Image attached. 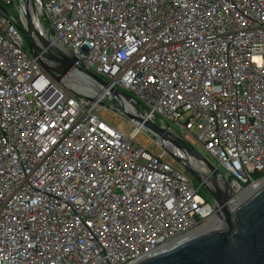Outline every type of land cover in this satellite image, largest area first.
<instances>
[{
  "label": "built area",
  "instance_id": "2783aa9c",
  "mask_svg": "<svg viewBox=\"0 0 264 264\" xmlns=\"http://www.w3.org/2000/svg\"><path fill=\"white\" fill-rule=\"evenodd\" d=\"M32 3L49 46L131 99L52 81L0 0V264H136L218 222L135 117L213 158L230 207L264 183V0Z\"/></svg>",
  "mask_w": 264,
  "mask_h": 264
},
{
  "label": "water",
  "instance_id": "95a60500",
  "mask_svg": "<svg viewBox=\"0 0 264 264\" xmlns=\"http://www.w3.org/2000/svg\"><path fill=\"white\" fill-rule=\"evenodd\" d=\"M18 3L22 7L25 22L22 32L25 45L52 81L61 84L65 76L72 69H76L112 95L128 101L131 99L130 96L110 88L73 55L49 46V41L39 31L32 0H18ZM0 11L8 15L1 6ZM133 119L142 127L143 133L156 143L165 157L206 191L214 205L216 217L222 219L216 229L194 236L136 264H264V183L240 204L230 207L228 202L233 197V192L216 167L182 138L173 135L169 129L162 128L144 117ZM168 144L201 161L208 173L204 174L192 167L184 157L172 152L167 147Z\"/></svg>",
  "mask_w": 264,
  "mask_h": 264
},
{
  "label": "rangeland",
  "instance_id": "374dc122",
  "mask_svg": "<svg viewBox=\"0 0 264 264\" xmlns=\"http://www.w3.org/2000/svg\"><path fill=\"white\" fill-rule=\"evenodd\" d=\"M16 17L18 18V14L17 13H16ZM108 115H109L108 117L112 120L113 126L118 128L119 130L124 131V130H127V128H130L129 121H128V119L126 117H121V118L113 117L111 113H108ZM176 132L179 135V136L177 135L178 137L183 138V135H184L183 132H181L180 130H176ZM139 141H141L144 144H146L153 153H161L162 152L159 149V147L156 145V143L150 137H148L146 134L141 135V137L139 138ZM197 150H198L197 152L200 153L210 164L216 166L215 160L213 158H211L210 156H208V155H204L202 153V151H201L200 146H198ZM174 167L177 168V169H180L177 165H174ZM188 178H189L190 182L192 183V185L196 189H198V195L201 198H203L204 200L210 201V198H209L208 194L206 193V191L203 188H200L198 186V184L193 179H191L189 176H188Z\"/></svg>",
  "mask_w": 264,
  "mask_h": 264
},
{
  "label": "bare ground",
  "instance_id": "6f19581e",
  "mask_svg": "<svg viewBox=\"0 0 264 264\" xmlns=\"http://www.w3.org/2000/svg\"><path fill=\"white\" fill-rule=\"evenodd\" d=\"M76 88H80L82 91H84L85 92V85L84 84H76V86H75ZM81 90H78V91H81ZM83 92V93H84ZM90 95H91V97L92 96H94L92 93H89ZM92 98H95V97H92ZM99 97H97V98H95V99H98ZM167 147L172 151V152H174L176 155H178V156H181V152H179L178 150H174L171 146H169V144L167 145ZM190 164H191V166L192 167H194L195 169H197L198 171H202L203 170V164L202 163H200V162H197V161H195L194 159H192V158H189V159H186ZM254 190V189H253ZM252 189L246 194L247 196L248 195H250L251 193H252V191H253ZM246 196V197H247ZM219 219V218H218ZM221 222H222V219H219L218 220V222L215 224V223H212V224H210L207 228H205V229H203L202 231H200V232H198L197 234H195L194 236H198V235H202V234H205V233H207V232H210V231H212V230H214V229H216L218 226H220V224H221ZM191 239V238H190ZM186 240H188V239H186ZM183 242V241H182Z\"/></svg>",
  "mask_w": 264,
  "mask_h": 264
}]
</instances>
